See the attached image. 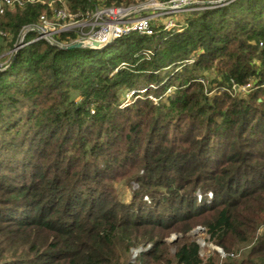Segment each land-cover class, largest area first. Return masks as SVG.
<instances>
[{
  "label": "trees",
  "instance_id": "1",
  "mask_svg": "<svg viewBox=\"0 0 264 264\" xmlns=\"http://www.w3.org/2000/svg\"><path fill=\"white\" fill-rule=\"evenodd\" d=\"M65 1L72 13L127 4ZM43 12H8L0 37L15 43ZM184 23L101 50L38 42L0 72V264H130V250L147 245L135 264H202L187 238L172 261L164 255L171 231L195 225L223 264H264V0ZM212 67L206 91L199 73ZM122 91L134 92L125 108ZM124 177L142 190L128 205L111 186Z\"/></svg>",
  "mask_w": 264,
  "mask_h": 264
},
{
  "label": "built area",
  "instance_id": "2",
  "mask_svg": "<svg viewBox=\"0 0 264 264\" xmlns=\"http://www.w3.org/2000/svg\"><path fill=\"white\" fill-rule=\"evenodd\" d=\"M151 1L149 0L151 5H148L149 3L140 5L141 9L139 7L98 6L83 13H72L65 0H0V18L8 12L24 9L29 5L40 6L44 9L34 24L25 25L19 31L14 44L16 53L38 42H44L61 50L75 44H97L99 48L94 50H101L131 34L149 37L157 35V32L181 33L185 28V23L176 27V23L172 20L165 21L156 32L153 26L165 15L192 14L217 9L236 0L200 3L199 8L193 7L194 4L188 0H165L162 6L166 12L160 14L154 13L158 9V3ZM144 12L147 13L143 14ZM176 28L178 29L175 30ZM74 31L75 35H71ZM60 36H66L67 41L58 40ZM143 54L146 58L151 56L149 50ZM198 81L203 84L202 80ZM232 89L235 90V87ZM242 89L245 90V88ZM227 93L231 95L230 90H227ZM149 249L150 245L131 249L129 263L134 264L138 256Z\"/></svg>",
  "mask_w": 264,
  "mask_h": 264
},
{
  "label": "rangeland",
  "instance_id": "3",
  "mask_svg": "<svg viewBox=\"0 0 264 264\" xmlns=\"http://www.w3.org/2000/svg\"><path fill=\"white\" fill-rule=\"evenodd\" d=\"M188 1L190 3L194 4L193 7L199 8L200 3L215 2V1H221V0H188ZM151 2H157L158 3V9H156V11H154V13L156 12V14H160V13L166 12V10L163 9L164 6H162V3H164L165 0H152ZM234 2H232V3H234ZM144 3H146V4L149 3L148 5H151L149 0H127V4L125 2V4H123L121 7H123V8L139 7L141 9L140 5H143ZM232 3L227 4L225 6H222V7L229 6ZM114 7H116V6H114ZM219 8H221V7H219ZM219 8H217V9H219ZM212 10H214V9H212ZM205 11H210V10H205ZM146 13L147 12H144L143 14H146ZM193 13H195V12H193ZM188 15H190V14H176V15H168V16L165 15V16L161 17V19H159L154 24L153 29L155 30V32L158 31L160 29V27H161L160 25H162V23H165V21H170V20H172L173 22L176 23V27L177 26L180 27L184 23V20ZM177 29L178 28H176L175 30H177ZM162 33H166V32H162ZM158 34H160V33L157 32V35ZM71 35H75V31ZM155 36H154V38H155ZM16 39H17V37H16ZM11 40H12V37L8 36V35L7 36L1 35V37H0V72L6 71L10 67V65L12 64L13 59L15 58L16 52L14 51V44L16 43V41H15V43H13V42H11ZM65 43H68V42H65ZM146 59H149V58H146ZM191 60H193L192 57L189 61H187L189 65L192 62ZM185 64H186V62H185ZM213 76H214V67H212L211 69H207V70L203 71L202 73H199V79L203 81V85H204V88L206 89V91H208L209 86H211V78ZM244 88H245V90L241 89L242 93H245V91L249 89L248 86H246ZM228 90H230V93L232 96H234L235 94L238 93L237 89H235V90L228 89ZM168 92H170V91H167V93ZM214 92H215V90L210 92L208 94V96L213 95ZM133 93L134 92H132V91L131 92H125V91L121 92V94H122L121 99L122 100L120 102L121 105L119 106V108H125V107H128L131 104H133V101H134L133 97H132ZM71 96L74 98L77 97V101L78 102L80 101V98H78V94L72 93ZM152 101H153V103H155L156 105H158L161 108L160 109L161 111H165L167 109L165 107V103L163 101L159 102L158 99L157 100L152 99ZM140 174L141 173H139V175ZM139 184L140 183H137L136 181H134L132 179L130 180L129 177H124L121 181H117V182L111 184V186L113 188V192H114L116 200L118 202L124 204V205H128L133 201L132 200L133 195L136 193H140L142 191ZM158 191H160V190H158ZM160 192H162V191H160ZM138 201H140V200H138ZM141 201L149 204V199L146 196H143L141 198ZM263 232H264V222L258 228V230L256 232V236L261 235ZM184 238H187L190 241L195 242L199 246L200 258H201L202 264H223L226 261L225 253L219 247L214 245L209 240V236H208L205 228H203L202 226H199V225L193 226L191 228V230H189V232H187L185 235H182L181 233H177L175 231H171L167 235V237L164 239V242L166 244L165 245L166 249H165V254H164L165 260L172 261V256L174 253L173 244L180 243L181 239H184ZM144 247L145 246H138L135 249L144 248ZM248 248L249 247H246V246L240 247L237 255L235 254V255H233L232 258L231 257L230 258L231 259H238L237 257H239V254L245 252ZM132 249H134V248H132ZM233 253H236V252H233ZM138 258H139V256H138ZM137 259L135 260L134 264L137 262ZM171 264H173V263H171Z\"/></svg>",
  "mask_w": 264,
  "mask_h": 264
},
{
  "label": "water",
  "instance_id": "4",
  "mask_svg": "<svg viewBox=\"0 0 264 264\" xmlns=\"http://www.w3.org/2000/svg\"><path fill=\"white\" fill-rule=\"evenodd\" d=\"M99 45L97 44H75L69 46L66 50H74V49H88V50H94L98 49Z\"/></svg>",
  "mask_w": 264,
  "mask_h": 264
}]
</instances>
